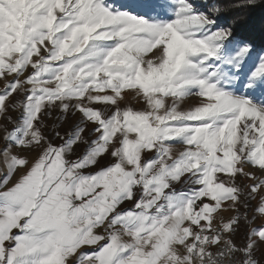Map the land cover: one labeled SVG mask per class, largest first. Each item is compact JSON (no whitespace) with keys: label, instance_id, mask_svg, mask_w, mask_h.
Listing matches in <instances>:
<instances>
[{"label":"snow or ice","instance_id":"obj_1","mask_svg":"<svg viewBox=\"0 0 264 264\" xmlns=\"http://www.w3.org/2000/svg\"><path fill=\"white\" fill-rule=\"evenodd\" d=\"M222 11L0 0V264H264V43Z\"/></svg>","mask_w":264,"mask_h":264},{"label":"trees","instance_id":"obj_2","mask_svg":"<svg viewBox=\"0 0 264 264\" xmlns=\"http://www.w3.org/2000/svg\"><path fill=\"white\" fill-rule=\"evenodd\" d=\"M213 0H210V3ZM223 9L221 22L231 25L238 35L248 37L255 41L257 46L264 43V4L258 3L256 7H235L242 0H218Z\"/></svg>","mask_w":264,"mask_h":264},{"label":"rangeland","instance_id":"obj_3","mask_svg":"<svg viewBox=\"0 0 264 264\" xmlns=\"http://www.w3.org/2000/svg\"><path fill=\"white\" fill-rule=\"evenodd\" d=\"M117 2L118 3H127V2H129V0H117ZM3 86V84L2 83H0V87H2ZM196 102H198V98H195V97H193V98H191L190 100H189V103H196ZM57 115H59V113L58 112H56V113H54L53 114V120L55 119V117L57 116ZM231 213H225V215H230ZM261 224H264V217H261V218H257L256 220H255V223H254V225L253 226H256V225H261ZM243 235V233H241V236Z\"/></svg>","mask_w":264,"mask_h":264}]
</instances>
